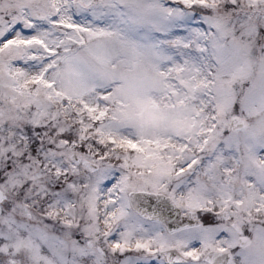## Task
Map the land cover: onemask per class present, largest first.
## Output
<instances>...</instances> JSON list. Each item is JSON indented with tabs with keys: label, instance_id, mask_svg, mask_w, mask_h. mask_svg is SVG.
Returning a JSON list of instances; mask_svg holds the SVG:
<instances>
[{
	"label": "snow or ice",
	"instance_id": "1",
	"mask_svg": "<svg viewBox=\"0 0 264 264\" xmlns=\"http://www.w3.org/2000/svg\"><path fill=\"white\" fill-rule=\"evenodd\" d=\"M0 264H264V0H0Z\"/></svg>",
	"mask_w": 264,
	"mask_h": 264
}]
</instances>
